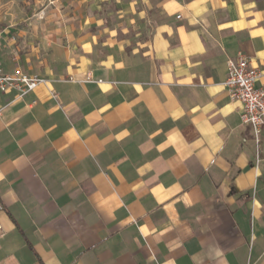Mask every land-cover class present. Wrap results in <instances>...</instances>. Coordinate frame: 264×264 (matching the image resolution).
<instances>
[{"label": "crops", "instance_id": "crops-1", "mask_svg": "<svg viewBox=\"0 0 264 264\" xmlns=\"http://www.w3.org/2000/svg\"><path fill=\"white\" fill-rule=\"evenodd\" d=\"M66 3L0 30L44 78L2 98L0 264H264V124L225 87L264 68V0Z\"/></svg>", "mask_w": 264, "mask_h": 264}, {"label": "built area", "instance_id": "built-area-1", "mask_svg": "<svg viewBox=\"0 0 264 264\" xmlns=\"http://www.w3.org/2000/svg\"><path fill=\"white\" fill-rule=\"evenodd\" d=\"M264 68L253 66L245 56L227 60V77L225 87L229 97L239 101L242 110L240 119L250 124L258 135L264 124ZM44 78L37 74L23 72H8L0 66V115L4 104L2 98L5 93L14 90L19 97L34 90ZM1 230V225H0Z\"/></svg>", "mask_w": 264, "mask_h": 264}, {"label": "rangeland", "instance_id": "rangeland-1", "mask_svg": "<svg viewBox=\"0 0 264 264\" xmlns=\"http://www.w3.org/2000/svg\"><path fill=\"white\" fill-rule=\"evenodd\" d=\"M65 3L66 0H0V30L16 35L42 32L47 18L75 14L73 6L66 9Z\"/></svg>", "mask_w": 264, "mask_h": 264}]
</instances>
